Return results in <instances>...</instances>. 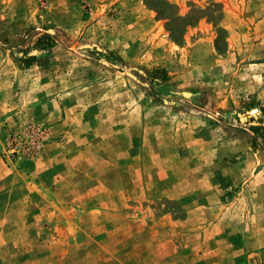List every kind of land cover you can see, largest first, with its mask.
<instances>
[{
	"label": "rangeland",
	"instance_id": "obj_1",
	"mask_svg": "<svg viewBox=\"0 0 264 264\" xmlns=\"http://www.w3.org/2000/svg\"><path fill=\"white\" fill-rule=\"evenodd\" d=\"M247 104L264 0H0V264H264Z\"/></svg>",
	"mask_w": 264,
	"mask_h": 264
},
{
	"label": "trees",
	"instance_id": "obj_2",
	"mask_svg": "<svg viewBox=\"0 0 264 264\" xmlns=\"http://www.w3.org/2000/svg\"><path fill=\"white\" fill-rule=\"evenodd\" d=\"M50 39L49 36H43L38 39V46H47L45 45V42ZM25 55H27L26 52H24ZM35 60L34 56L26 57L25 64L29 65L31 62ZM165 77H162L164 79ZM254 105L247 104L244 109V118L246 123L250 124V129L254 133L256 137H260L264 139V114L261 113H253ZM261 112H264V110H260Z\"/></svg>",
	"mask_w": 264,
	"mask_h": 264
},
{
	"label": "crops",
	"instance_id": "obj_3",
	"mask_svg": "<svg viewBox=\"0 0 264 264\" xmlns=\"http://www.w3.org/2000/svg\"><path fill=\"white\" fill-rule=\"evenodd\" d=\"M7 182H8V180H2V181H0V183H2V186H0L2 191L5 190V187H3V186H5ZM6 194H0V196H4ZM262 254H264V251H262Z\"/></svg>",
	"mask_w": 264,
	"mask_h": 264
}]
</instances>
